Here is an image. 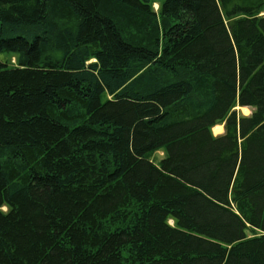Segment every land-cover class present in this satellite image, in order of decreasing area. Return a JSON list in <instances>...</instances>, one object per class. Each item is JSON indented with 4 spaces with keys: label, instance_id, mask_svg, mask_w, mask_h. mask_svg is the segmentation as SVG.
I'll return each mask as SVG.
<instances>
[{
    "label": "trees",
    "instance_id": "1",
    "mask_svg": "<svg viewBox=\"0 0 264 264\" xmlns=\"http://www.w3.org/2000/svg\"><path fill=\"white\" fill-rule=\"evenodd\" d=\"M1 54L0 264H264V0H0Z\"/></svg>",
    "mask_w": 264,
    "mask_h": 264
},
{
    "label": "rangeland",
    "instance_id": "2",
    "mask_svg": "<svg viewBox=\"0 0 264 264\" xmlns=\"http://www.w3.org/2000/svg\"><path fill=\"white\" fill-rule=\"evenodd\" d=\"M154 9L156 10V6H154ZM5 60H10L11 64H14V58H13V57H11V56L8 55V54H1V55H0V61L2 62V61H5ZM234 110L237 112V114H238L239 116H249V115L252 113V111H253L251 108L248 109V111H244V110H242V109L239 110L238 108H235ZM244 113H245V114H244ZM220 127L222 128L221 133H217V134H215V133H213V131H212V134H213V135H219V136H221V135L224 133V131H223V127H222V126H220ZM161 156H162L161 153H154V154L150 157V159H151L155 164H158L159 161L162 159Z\"/></svg>",
    "mask_w": 264,
    "mask_h": 264
},
{
    "label": "bare ground",
    "instance_id": "3",
    "mask_svg": "<svg viewBox=\"0 0 264 264\" xmlns=\"http://www.w3.org/2000/svg\"><path fill=\"white\" fill-rule=\"evenodd\" d=\"M242 110L244 111H248V108H242ZM245 114V113H244ZM213 128V127H212ZM213 133L217 134V133H221L222 131V128L220 126H216L212 129Z\"/></svg>",
    "mask_w": 264,
    "mask_h": 264
}]
</instances>
